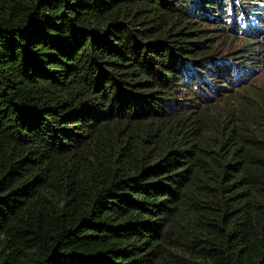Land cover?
<instances>
[{"label":"trees","instance_id":"trees-1","mask_svg":"<svg viewBox=\"0 0 264 264\" xmlns=\"http://www.w3.org/2000/svg\"><path fill=\"white\" fill-rule=\"evenodd\" d=\"M0 264H264V0H0Z\"/></svg>","mask_w":264,"mask_h":264}]
</instances>
